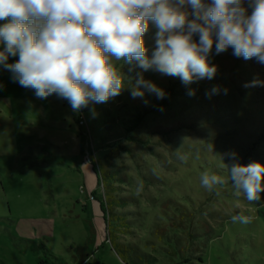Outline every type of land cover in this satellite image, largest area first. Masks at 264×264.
<instances>
[{"label":"rangeland","instance_id":"1","mask_svg":"<svg viewBox=\"0 0 264 264\" xmlns=\"http://www.w3.org/2000/svg\"><path fill=\"white\" fill-rule=\"evenodd\" d=\"M155 31L150 23L144 34L148 55ZM209 62L215 77L191 84L193 96L178 77L144 72L168 95L143 100L129 87L141 69L124 65L120 94L84 114L0 68V264H264V192L237 196L225 155L264 163V87H243L264 80V65L231 49H213ZM214 85L220 93L207 98ZM91 163L112 174V194ZM204 171L227 182L210 192ZM107 195L121 202L110 227ZM240 212L251 222L233 223Z\"/></svg>","mask_w":264,"mask_h":264},{"label":"clouds","instance_id":"2","mask_svg":"<svg viewBox=\"0 0 264 264\" xmlns=\"http://www.w3.org/2000/svg\"><path fill=\"white\" fill-rule=\"evenodd\" d=\"M0 21V68L38 99L55 94L76 112L118 96L126 86L124 65L141 69L129 87L131 97L142 100L146 93L168 95L145 79L148 71L178 77L187 95H195L189 86L217 72L209 62L213 49L216 55L231 49L236 58L264 65V0H0ZM150 23L156 31L148 55L144 34ZM256 86L264 87V80L243 85ZM220 91L214 85L205 95ZM225 155L235 161L226 165L236 195L259 201L264 163L242 164L235 152ZM226 182L215 172L200 175L210 192ZM251 219L243 212L231 216L233 223Z\"/></svg>","mask_w":264,"mask_h":264},{"label":"trees","instance_id":"3","mask_svg":"<svg viewBox=\"0 0 264 264\" xmlns=\"http://www.w3.org/2000/svg\"><path fill=\"white\" fill-rule=\"evenodd\" d=\"M92 108V105L89 104L88 107L82 108L78 113L80 114H84L86 111L90 110ZM81 117V116H80ZM93 166V170L94 173L97 176V181L101 182L102 186H104V188L108 191V194H112V190L114 187L113 181L115 180L114 177H112L111 173H108L106 170L102 169L101 167H99L96 164L91 163ZM97 166V169L95 168V166ZM109 196V198H108ZM107 198L103 201L102 206H101V212L103 213V220L105 221L106 219V225L109 224L110 227V222L112 219L115 220H119L118 216L113 214V209L114 207H116V205H119L121 202L120 201H113L110 198V195L106 196ZM109 235H110V242L111 244H113V246L117 247L120 246L119 244L115 243L113 238H114V233H111L109 231ZM86 256H88L89 254L86 253Z\"/></svg>","mask_w":264,"mask_h":264}]
</instances>
